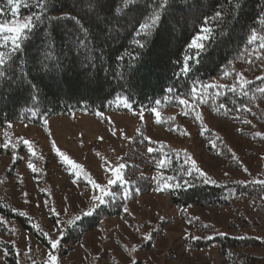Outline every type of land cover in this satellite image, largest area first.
Segmentation results:
<instances>
[{
  "label": "trees",
  "instance_id": "1",
  "mask_svg": "<svg viewBox=\"0 0 264 264\" xmlns=\"http://www.w3.org/2000/svg\"><path fill=\"white\" fill-rule=\"evenodd\" d=\"M139 2L145 7L154 6L152 0ZM186 2L190 5L187 9L183 5L179 9H171L173 14L164 17L161 31L146 41L148 46L144 49H139L134 43L137 37L131 23L127 25V29L101 32L96 38H92L90 34L88 49H77L75 44H70L66 39L65 33L75 32L76 29L72 20L49 24L48 30L41 27L18 54L19 60L6 66L7 75L0 78V143L5 142L6 132L13 139L24 137L14 130L18 123L39 126L46 131L45 119L50 127V120L58 116L85 113L108 123L104 115L106 113L121 112L134 115L133 112L143 111L150 115L154 114L150 109L157 108L162 117V122L159 123L161 126L178 132L180 120L191 121L206 141L207 151L213 156L224 155L223 146L226 142L223 136L215 133L213 140L208 141V136L215 130L206 122L208 114L219 119L236 121L243 126H251L253 120L257 124L264 123V93L258 91L264 88V79H261L264 78V59L258 58L264 56V50H259L258 42H248L253 30L264 34V24L261 23L264 20V0H245V7L239 15L231 14L233 0ZM30 3L32 7L21 8V17L26 18L33 10L39 11L35 9V0H30ZM112 3L116 4L118 0H108L107 6L110 8ZM56 4L59 6L57 15L67 12L78 16L85 25L91 23L85 0H56ZM218 10H222L223 20L220 23L208 24L213 29L215 38L205 42L206 48L197 59L196 50L189 49L188 45L199 34V29L205 26V18L210 19ZM11 17V6L7 4V0H0V21L6 22ZM40 32H43L46 38L43 42ZM81 35L79 32L75 33V37ZM48 37L52 39L49 40ZM186 54L193 56V60L189 62L190 72L183 74L181 65ZM119 56H123L124 60H119ZM80 57L87 58L89 62L81 66L80 61L78 63ZM41 62L42 69L39 68ZM225 71L233 74L225 77ZM238 73L246 76L248 84L245 87H237L235 91H232L231 87L209 88L205 91L203 100L196 104V111L202 113L204 118L203 126L201 121L196 119V112L185 109L178 103L179 98L191 99V90H199L201 85H231L235 83ZM90 78L92 83H89ZM169 88L172 89L171 93ZM117 96H128L132 109L118 106L115 103ZM244 107L251 108L252 111H244ZM171 110L176 113H165ZM186 111L187 115L184 114ZM246 120L251 123L245 124ZM9 124L12 125L11 128L8 127ZM137 129L140 132H137ZM137 129L133 137L128 139V147L118 162L127 165L124 174L129 183L111 186L113 195L93 217L83 218L75 225L67 221L62 227L63 239L58 249L59 255L70 252L87 232L101 227L107 218L120 216L128 222L124 208H129L131 202L150 191L167 195L178 209L191 206L230 207L242 199H248L251 207L264 214V185L254 182L256 180L253 179L215 180L213 177L211 178L216 183L210 184L204 183L203 178L195 172L192 176H187L185 170L190 168V164L185 162V150L195 159L191 149L176 148L163 140L151 138L149 141L142 121L138 123ZM157 141L159 143H153ZM149 147L155 148L156 151L148 152ZM40 148L41 145L34 143L37 155L43 156L40 160L33 157L23 145H18L16 149L20 159H14L10 149L0 148V154L10 158V163L0 171V216L18 222L51 250L42 234L45 230L38 221L39 217L14 206L5 184L6 179L14 176L18 164L27 156V161H32L38 168L37 172H32L31 169L29 171L40 186V195L45 203L48 218L57 225L61 216L50 210L55 208L59 213L56 202L62 194L61 188L53 180L56 170L61 169L70 179L82 185L89 184L82 176L73 175L69 166L64 164L56 153L52 156ZM165 157L168 160L167 165L164 168L158 167L159 160ZM198 166L200 167L199 164ZM161 175L174 176L181 184L187 180L195 186L157 191V183L153 178H159ZM21 212L27 215H20ZM211 230L189 238L187 245L194 249L216 247L230 264H253L254 259L258 261L257 257L245 250L263 244L261 238L239 233L226 234L218 227ZM9 252L11 255L15 254L12 249ZM10 254L6 257L11 256ZM8 264L19 263L12 256L11 259L9 257Z\"/></svg>",
  "mask_w": 264,
  "mask_h": 264
},
{
  "label": "rangeland",
  "instance_id": "2",
  "mask_svg": "<svg viewBox=\"0 0 264 264\" xmlns=\"http://www.w3.org/2000/svg\"><path fill=\"white\" fill-rule=\"evenodd\" d=\"M79 61L81 66L89 62L82 57ZM39 68L42 69V62ZM165 113L174 115L176 111ZM104 115L111 118L112 123L85 113L54 117L50 120L52 136H48L41 127L26 123L16 124L14 130L41 145L40 149L52 156L55 151L51 147V140L55 139L61 150L101 182H105L110 174L103 170V161L97 152L117 164L140 121L144 123L148 137L166 141L176 148L191 149L200 167L215 180H264V139L255 135L256 132L264 133V123L257 124L253 120L251 126H243L236 121L208 114L206 122L215 129L208 136V141L219 133L226 142L223 146L225 154L213 156L207 151L206 141L191 121L180 120V130L175 132L161 126L155 113L148 115L143 112V120L139 115L130 113L111 112ZM24 159L18 164L14 176L6 179L12 202L18 209L37 215L43 230L57 238L67 221L86 207L93 190L86 183L82 185L73 181L61 169L56 170L53 180L61 188L62 194L56 202L61 218L58 225L54 224L48 218L40 186L27 167L28 157L24 156ZM9 163L10 158L0 154V171ZM128 209V222L120 216L107 218L101 227L87 232L70 252L59 255L57 249L61 264H230L216 247L194 249L187 245L189 238L212 231L213 227L230 235L239 233L261 238L263 244L251 246L245 251L257 257L258 261L254 259L253 264L264 263V214L251 207L248 199H242L230 207L191 206L178 209L167 195L150 191L131 202ZM3 220L6 223H0V264H8L12 256L19 264L44 263L46 254L52 250L18 222ZM148 235L152 238L147 239ZM10 249L14 255L10 254ZM131 249L135 251L130 252ZM7 254L11 256L6 257Z\"/></svg>",
  "mask_w": 264,
  "mask_h": 264
},
{
  "label": "snow or ice",
  "instance_id": "3",
  "mask_svg": "<svg viewBox=\"0 0 264 264\" xmlns=\"http://www.w3.org/2000/svg\"><path fill=\"white\" fill-rule=\"evenodd\" d=\"M88 5L89 16L91 23L85 25L83 21L76 15H72L67 12H60L57 15V11H59V6L56 4V0H35V9L39 11L33 10L29 13L26 18L20 16V10L22 7H32L30 0H7V4L11 6L12 17L8 21H0V78L7 75V65L9 63H16L19 60L18 54L23 50L26 46V43L33 39L36 35V32L39 31L41 27L47 29L49 24H54L60 20H72L76 25L75 32H66L65 37L70 42V44H75L77 49L89 48V35H92V38H96L98 33H107L110 29L116 31L118 28L127 29V25L129 23L132 24L133 31L135 32V36L137 37L134 40V43L139 49H144L148 46L146 41H149V38L154 37L157 32L161 31L162 21L165 16L172 15L171 9L176 8L179 9L181 5L185 9L189 8L190 5L186 2V0H152V5L145 7L144 4L140 3L139 0H118V3L113 4L110 8L108 5V0H85ZM232 15H239L243 12L245 7V0H233L232 2ZM223 20L222 10L215 11L214 15L211 18H205L203 21L204 27L199 29V34L195 36L188 45L189 49H195L197 52V59L199 55L203 53L206 48V41H210L214 39L213 29L208 26V24L212 22L220 23ZM264 24V20L261 21ZM79 32L82 35L79 37H75V33ZM41 41L43 42L46 38L43 32H40ZM75 37V38H74ZM47 39L51 40V37ZM250 44L257 43L259 50H264V34H259L255 30H253L250 34L249 41ZM51 47V44L49 45ZM260 59H264V56L258 57ZM119 60H124L123 56L118 57ZM193 60V56L185 55L182 65L181 72L183 74H187L190 72V61ZM234 71V70H233ZM233 72L225 71L224 76L228 77L232 75ZM264 79V78H261ZM89 83H92V79L90 78ZM248 84V80L243 73L236 74L235 83L231 85L227 84H208L201 85V88L198 90L193 88L191 90V99L179 98L178 103L182 105L185 109H190L193 112H196V119L201 121V125L203 126V115L200 112L196 111V104L200 103L205 95V91L209 88L219 89L225 87H231L232 91H235L237 87H245ZM31 88V85L28 86ZM169 93L172 92V89H168ZM259 92L264 93V88L258 89ZM35 99V97H31ZM128 96H117L115 103L118 106H123L129 110L132 109V104L129 102ZM157 104L159 101L156 102ZM223 108L224 105L222 104ZM244 111L251 112L252 109L248 107L243 108ZM150 111L155 113L157 117V122H162L161 113L157 108H151ZM35 114V113H33ZM134 115H139L141 120L144 119L143 111L140 113L133 112ZM185 115L188 114L186 111ZM97 115L102 116L103 113H97ZM110 123H112L111 118H107ZM171 119V118H170ZM245 124H250L251 121H244ZM9 128L12 127L11 124L8 125ZM44 127L47 131L48 136H52L51 128L49 127L48 120L45 119ZM137 132H140L137 129ZM116 132L113 131V135ZM187 134V133H186ZM141 135L143 133L141 132ZM256 136L264 139V133L256 132ZM5 142L0 143V148L10 149L13 153L14 159H20V156L16 152L18 145L26 146L29 153L37 160L43 159L42 155H37V152L34 149V143L24 137H18L13 139V137L9 133H5ZM127 139V137H125ZM103 139L102 137L100 138ZM151 141V137L147 138ZM153 143H159L153 142ZM83 145V141L81 140V146ZM51 147L55 151L56 155L60 158V160L69 166L73 175L81 176L87 180V183L91 186L93 190L89 196L88 204L84 209L80 210V214L75 215L68 221L69 224L75 225L77 222L81 221L86 217H93L102 205L108 203V198L113 195V192L110 190L113 185H127L129 181L126 179L124 170L127 167L125 163L114 164L109 161L106 157L102 156L99 152H97V156L103 161V170L109 173L110 175L106 178L105 182L98 181L94 179L92 175L85 170L84 166L77 161L73 160L69 154L60 149L57 146L55 139L51 140ZM163 145L161 144V149H163ZM148 152L156 151L155 148L149 147L147 148ZM185 162L190 164V168L185 170L187 176H192L193 172H195L198 176L203 178L204 183L215 184L216 181L211 178V176L205 172L201 167L198 166V163L195 159H193L185 150ZM168 163L167 157L159 160L158 167L164 168ZM27 167L32 170V172H37L38 168L36 165L29 161ZM248 171L247 168L244 169ZM157 183V191H164L171 188H181L184 186L194 187V184H190L187 180L183 182V184L177 182V178L174 176H163L161 175L159 178L154 177ZM261 185H264V180L254 181ZM162 185V187H161ZM27 195V194H25ZM125 198H127V193H125ZM57 216L60 213L56 212L55 208L50 209ZM124 211L127 213L129 209L127 207L124 208ZM20 215H27V213H19ZM0 223H6L3 218H0ZM39 228V226H37ZM14 231V229H13ZM137 231H139L137 229ZM51 248L52 251L48 252L46 261L44 264H61L60 257L56 254V250L60 248L61 241L63 239V231L60 230L57 238H53L48 232L42 233ZM147 239H151V235L146 237ZM199 239V237H197ZM7 251V249H6ZM131 251H135V249H131Z\"/></svg>",
  "mask_w": 264,
  "mask_h": 264
},
{
  "label": "bare ground",
  "instance_id": "4",
  "mask_svg": "<svg viewBox=\"0 0 264 264\" xmlns=\"http://www.w3.org/2000/svg\"><path fill=\"white\" fill-rule=\"evenodd\" d=\"M113 4V3H112ZM83 11V10H82ZM16 89V88H15ZM14 92V91H13ZM2 95V94H1ZM15 95V94H14ZM1 108V107H0Z\"/></svg>",
  "mask_w": 264,
  "mask_h": 264
}]
</instances>
